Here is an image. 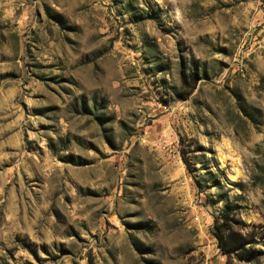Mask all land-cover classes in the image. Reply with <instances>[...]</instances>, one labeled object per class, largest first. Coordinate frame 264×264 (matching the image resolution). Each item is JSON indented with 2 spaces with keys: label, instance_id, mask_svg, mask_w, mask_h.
<instances>
[{
  "label": "rangeland",
  "instance_id": "1",
  "mask_svg": "<svg viewBox=\"0 0 264 264\" xmlns=\"http://www.w3.org/2000/svg\"><path fill=\"white\" fill-rule=\"evenodd\" d=\"M227 206L264 248V0H0V264H264Z\"/></svg>",
  "mask_w": 264,
  "mask_h": 264
},
{
  "label": "trees",
  "instance_id": "2",
  "mask_svg": "<svg viewBox=\"0 0 264 264\" xmlns=\"http://www.w3.org/2000/svg\"><path fill=\"white\" fill-rule=\"evenodd\" d=\"M182 83L184 86L188 84L185 74L182 75ZM233 208V206H227L226 210L214 221L213 235L217 240V246L222 254L235 257L240 262L255 261L264 255V248L258 245L259 242L255 235L242 231L245 223L241 219L235 218ZM227 264L232 263L228 260Z\"/></svg>",
  "mask_w": 264,
  "mask_h": 264
}]
</instances>
